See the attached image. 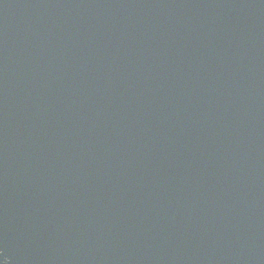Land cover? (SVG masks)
<instances>
[{
	"label": "water",
	"instance_id": "obj_1",
	"mask_svg": "<svg viewBox=\"0 0 264 264\" xmlns=\"http://www.w3.org/2000/svg\"><path fill=\"white\" fill-rule=\"evenodd\" d=\"M264 264V0H0V260Z\"/></svg>",
	"mask_w": 264,
	"mask_h": 264
},
{
	"label": "clouds",
	"instance_id": "obj_2",
	"mask_svg": "<svg viewBox=\"0 0 264 264\" xmlns=\"http://www.w3.org/2000/svg\"><path fill=\"white\" fill-rule=\"evenodd\" d=\"M3 264H7V257H5L4 259H2Z\"/></svg>",
	"mask_w": 264,
	"mask_h": 264
},
{
	"label": "snow or ice",
	"instance_id": "obj_3",
	"mask_svg": "<svg viewBox=\"0 0 264 264\" xmlns=\"http://www.w3.org/2000/svg\"><path fill=\"white\" fill-rule=\"evenodd\" d=\"M0 264H3L2 260H0Z\"/></svg>",
	"mask_w": 264,
	"mask_h": 264
}]
</instances>
